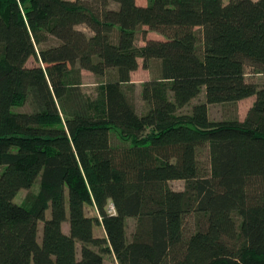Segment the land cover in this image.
<instances>
[{"label": "trees", "instance_id": "16d2710c", "mask_svg": "<svg viewBox=\"0 0 264 264\" xmlns=\"http://www.w3.org/2000/svg\"><path fill=\"white\" fill-rule=\"evenodd\" d=\"M246 68L264 74V0H0V264H264V86Z\"/></svg>", "mask_w": 264, "mask_h": 264}, {"label": "rangeland", "instance_id": "374dc122", "mask_svg": "<svg viewBox=\"0 0 264 264\" xmlns=\"http://www.w3.org/2000/svg\"><path fill=\"white\" fill-rule=\"evenodd\" d=\"M77 28L80 30H83L84 32H86L88 34H90L88 29H86L84 27V25H79ZM115 34H116V32H114V36H115ZM141 43H142L141 37L139 34H137L135 44L137 46H139ZM139 63H140V66L138 67V69L131 74V80H132V83H134L133 94H131V98H132V101H133V104H134V107H135L137 114L142 115L147 111L148 106L140 97L141 83L143 81L149 79L150 75H149L148 70H145L141 67V60H139ZM35 65H38V62L35 61V59H33V58L28 59L26 66L31 67V66H35ZM245 74H246V79L248 81L254 82L258 86H264V74L263 75H254L252 73L251 69H249V68L245 69ZM82 77H83L82 79H83V83H84L82 86V90L88 95H93L95 93L96 83H97L98 79L94 75H92L91 73H89L87 71H82ZM201 99H203V92H201L198 95V97L193 99L188 105L182 107L179 110V112L188 113L190 110V106L194 102H197ZM252 99H254V97H249V99L247 98V99H245V101L239 102L237 104V113L241 112V114H242V112H244V110L246 111L247 106H249V103L252 101ZM22 109H26V108H22ZM231 112H232L231 108L227 107L226 105H210L208 107V116H209V119L212 121L222 120V119L226 118L228 115H230ZM110 141H111L112 145H119L121 143L116 132H114L113 130L110 131ZM201 160L203 163L206 162V158L204 155L201 157ZM168 184L172 190L181 191L184 189V182L183 181H179V180L178 181L177 180L176 181H170ZM36 190H37V185H34L30 190H21L20 192L17 193V195L15 197V201L17 203H20L23 200V198L26 196L27 193L35 192ZM84 210H85V213L87 216H90V217L96 216V213L92 207L86 206ZM46 215L47 216L49 215V211H46ZM135 223H136V219H134V218L126 219V236H127L128 240L130 239V236L133 232V229L135 227ZM187 224L189 227H191V225H192L191 224V218H187ZM40 227H41V224L39 225V228ZM62 230L65 233L68 232V224L67 223H63ZM93 233H94V236H96V237H104L105 236L103 229L98 225L94 226ZM79 248H80V245L77 244V253H79ZM103 260H104V264H117V261L112 254H104Z\"/></svg>", "mask_w": 264, "mask_h": 264}, {"label": "crops", "instance_id": "0c3cea01", "mask_svg": "<svg viewBox=\"0 0 264 264\" xmlns=\"http://www.w3.org/2000/svg\"><path fill=\"white\" fill-rule=\"evenodd\" d=\"M135 2H136V4L139 5V6H145V5L147 4V0H135ZM146 37H147V38H150V39H160V38H162L160 35H158V34H156V33H154V32H148L147 35H146ZM135 45H136V44H135ZM141 45H143V42H142L139 46H141ZM136 46H137V45H136ZM248 99H249V98H248ZM241 101H245V99H244V100H241ZM241 101H239V102H241ZM253 101H254V99H252V101L249 103V106H247V110L251 107ZM239 102H238V103H239ZM247 110H246V111L244 110V112H242V114H241V112L238 113V116H239L240 119L244 118V116H245Z\"/></svg>", "mask_w": 264, "mask_h": 264}, {"label": "built area", "instance_id": "2783aa9c", "mask_svg": "<svg viewBox=\"0 0 264 264\" xmlns=\"http://www.w3.org/2000/svg\"><path fill=\"white\" fill-rule=\"evenodd\" d=\"M113 210V207L112 206H109V211H112Z\"/></svg>", "mask_w": 264, "mask_h": 264}]
</instances>
